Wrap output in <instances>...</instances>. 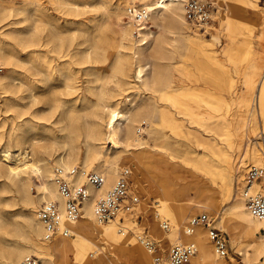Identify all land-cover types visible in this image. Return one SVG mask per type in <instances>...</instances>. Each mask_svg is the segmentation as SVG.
<instances>
[{"label":"bare ground","instance_id":"6f19581e","mask_svg":"<svg viewBox=\"0 0 264 264\" xmlns=\"http://www.w3.org/2000/svg\"><path fill=\"white\" fill-rule=\"evenodd\" d=\"M140 1L142 2L139 5L150 12L155 29L152 30L151 26H146L143 31H140L142 37H135L134 22L130 19L123 21L125 16L117 8L114 15L117 20L119 38L116 47L110 50L111 53L112 51L113 54L115 53L116 63L112 69L107 70L105 66H100L101 61H94L96 66L90 67V71L87 70L86 74L87 77L93 76V79L82 80L78 74L80 71L76 68L77 64L93 61L89 53L84 59L76 57L79 51L71 54V47L74 46L73 37H64L56 26L52 28L50 36L47 38L42 35V31L47 25L52 26L49 21L46 23L41 20L40 24L35 25L27 42L23 43L26 48H24L26 50L24 57L20 56L19 51L7 50L8 43L5 37L0 35V60L4 64V71L0 73V95H3L5 104L12 100L6 94H14V88L21 92L22 85H26L30 90H34L40 81V75H44L49 81L61 79L65 88L62 103L66 105L72 102L65 113L63 112L66 124L62 130L67 132L59 142L62 144L64 152L54 160L53 165L36 150L34 144L31 150L25 151L23 155L22 145L25 142L23 124L13 123L11 126V134L7 140L9 144L4 143L5 146L0 151V158L5 162L4 167L0 166V175L5 178L4 188L15 187L23 201L30 207L32 212L30 219L36 227L25 234V242L12 245L0 255V264H19L25 256L33 255L30 254L33 251L40 255L42 264H57L59 259L68 262L71 256L77 261V264H119L112 254L113 243H117L116 239L118 238L112 222L120 217L117 216L105 223L99 222L94 214L95 199L105 194L125 170L130 172L129 168L133 165V172L132 174L130 172L128 177V187L129 194L134 195L138 200L134 209L139 207L138 204L141 200L138 195L131 192L133 187L130 177H133V185L136 188H141L149 193V189L143 187L141 177L145 175V167L148 162L154 158L156 159V169L159 170L158 176L162 178L156 177L155 185L153 180L150 182V187L157 193L158 206L161 207L158 215L163 214L161 216L162 226L164 222H167L170 228V232L164 236L166 245L171 247L175 244H185L188 239H193L196 244L193 241H189V243L195 244L197 252L189 264H227L211 245L209 229L211 225L215 227L212 218L210 217L212 220L210 226L203 223L204 226H202L193 221L197 218L195 215L198 212L205 211L200 215L208 214L206 211L214 209L218 199L228 196L233 171L215 173L216 175L200 171L190 175L191 178L188 180L179 174L178 169L190 163L197 165L199 156L194 157L181 149L173 152L171 136L164 137L163 146L158 147L156 153H153V151L145 149L147 139L137 134L136 130L141 131L142 129L141 126H137L140 122L142 124L139 125L150 126L149 132L156 131V133L159 126L166 124L174 129L172 138L176 139L178 136L185 137L180 126L186 121L187 125L194 126L202 134L212 133L214 141L209 144L202 139V134L195 137L194 142L187 137L184 139L192 141L195 146L201 147L204 151H213L221 147L225 124L236 122L231 147L240 152L236 162L231 157L227 159L228 166H232L231 169L236 168L237 163L240 162L241 165L244 159L255 164L263 163L262 156L257 153L254 147L245 143V137H256L260 134L256 125L255 111L252 108L255 101L257 115L259 118H264V108L261 102L264 93V59L255 63L243 75L246 91L240 100L247 102L248 107L241 114L242 118L237 121H235L236 113L230 112L231 102L240 98L233 84L234 79L226 87H223L220 83L221 77L218 74H212V72V84H204L200 90L191 94L197 98L196 101L189 100V97L187 100L181 101L180 95L188 96L190 93H180V91L170 88L173 86L172 83H175L174 75L177 76L176 80L178 81L188 76L183 74L179 66H176L175 69H168L166 61L176 60L175 65L180 63L184 57V51L194 41H201L207 49L212 43L206 42L199 35L198 30H201V25H192L186 21L184 6L189 0ZM219 2L220 0H216V8L219 7ZM5 14L2 10L0 18ZM242 16L248 17V14L242 13ZM208 24L201 27L205 28ZM100 33L101 31L97 35V44L102 42ZM212 40L216 41L217 39L215 37ZM109 54L110 52L107 53V56ZM107 59L108 57L103 63ZM131 70H133L134 80L140 84L139 87L151 92L152 96L148 102L121 107L119 104L122 101L127 103L129 99L120 97L118 98L120 100H117L116 97L122 95L124 85L131 83L129 79L132 77ZM11 73L19 77L17 78L19 79L18 85L11 83ZM112 77H119L116 85L121 89V93L116 94L115 91L108 89V82H111L108 81V78L112 79ZM84 82L91 84L88 90L94 99L88 101L87 104L90 106L83 102L84 99L88 100L85 98V91L81 90L83 89L81 84ZM257 87L258 91H256ZM55 88L51 91L53 96L56 95ZM81 95L84 99L79 105L78 101ZM31 96L36 101L33 93ZM109 101L114 103L108 104ZM106 106L107 113L104 115L102 108ZM81 118L83 123L80 122ZM105 141L112 144L114 150L112 154L104 150ZM11 142L15 145L14 150L10 145ZM79 161L83 163L82 167L78 165ZM255 164H249L247 172L252 166L264 169V164ZM57 167L65 170L72 168L78 170L71 178L73 184H85L86 170L101 174L105 178V183L99 188L87 184L86 188L91 196L84 201L80 218L75 221L63 220L61 223L62 227L70 230L73 237L70 234L65 237L56 236L50 241H45L43 225L34 212V208L38 202L58 203V208L64 215V198L54 181V170ZM195 168L197 169V166ZM120 169L123 170L118 174ZM30 173H35L39 180L36 185V195L30 191L33 185ZM112 182L113 185L110 186ZM136 188L135 191H137ZM253 190L255 194L264 195V177L255 183ZM227 207L233 210V223L225 225L224 216H219L218 219L219 223L229 232L231 241L236 242L238 237L244 239L245 259L248 261L264 257V219L254 218L248 211L244 198L240 196L239 200H231ZM165 218L171 221L172 227ZM152 229L159 233L155 224ZM119 230L123 231L122 228ZM128 241L138 264H153L152 254L149 250L140 246L133 238H129ZM250 248H252V252H250Z\"/></svg>","mask_w":264,"mask_h":264},{"label":"rangeland","instance_id":"374dc122","mask_svg":"<svg viewBox=\"0 0 264 264\" xmlns=\"http://www.w3.org/2000/svg\"><path fill=\"white\" fill-rule=\"evenodd\" d=\"M141 2L140 0H0V13L2 10L6 13L0 18V35L5 37L8 43L7 50L19 51L18 53L20 56L24 57L26 48L23 43L27 42L35 25L40 24L41 20H44L46 23L49 21L52 26L47 25L42 31V35L47 38V36H50L52 28L56 26L64 37H73L74 46L71 47V54H75V52L79 51L76 57H83L84 59L86 54L89 53L93 61L91 63L77 64L76 68L80 71L78 74L82 80L89 78L93 79V76L90 75L87 77L86 74L87 70L90 71V67L96 66L94 61H101L100 66H105L107 70L112 69L113 65L116 63L115 53L113 54V51L112 53L110 51L112 50L111 48L116 47L119 38L117 33L118 25L114 12L117 8L120 9L124 14L123 16H125L123 21H126L128 20L126 8L132 5L142 6L139 5ZM244 9H246V11H244ZM242 13L248 14V17L242 16ZM148 26H151L152 30L155 29L151 15L147 24V27ZM200 28L201 30H198L199 35L206 42H211L212 45L207 49L201 41H194L189 44L184 51V57L180 63L175 65L176 60L166 61L165 64L168 69H175L176 66H179L183 74L188 76L178 81L176 80L177 76L174 75L175 83H172L173 86H171L170 89L180 91V93H190L188 96L180 95L179 99L181 101L187 100L188 97L189 100L196 101L197 98L191 94L196 90H200V87L204 84H212V72V74H218L221 77L220 83L223 87H226L228 83L234 79L233 84L240 98L231 102L230 112L233 111L236 113L235 121H237V119L242 118L241 114L244 113L246 111L245 109L248 107L247 102H241L240 100L241 96L243 93L245 94L246 91L243 75L255 63L264 59V0H220L219 7L214 12L212 21L205 28L201 26ZM99 31H101L100 39L102 42L97 44V35ZM215 37L217 40H212ZM97 45H99V47H97ZM108 52H110V54L107 56ZM107 57L108 59L103 63ZM0 65L2 66L1 73H3L4 64L1 60ZM130 74L132 76L129 78L131 83L124 85L122 88V90H124L122 95L116 97L117 100H120L118 99L120 97L129 99L127 103L122 101L119 104L121 107H129L142 104L141 102H148L152 96L151 92L142 90L141 87H139L140 84L133 78V70L130 71ZM17 78L19 77L16 74L11 73V83H14V85L17 83L16 85H18L19 79ZM118 78L119 77H112V79L108 78V81L111 82H108L109 86L107 87L109 90L115 91L116 94L121 93V89L117 88L116 85L119 81ZM39 80L34 90H30L26 85H22L21 92H18L17 89L14 88V94H6L9 99H12L9 103L5 104L3 95H0V151L6 143L9 144L7 140L11 134L10 129L12 124H23L22 130L25 142L22 145V154L24 155L25 151H30L34 144L36 150L43 154V157L49 160L53 165L54 160L64 152L62 144L59 141L67 132L66 130H62V127L66 124L64 113L72 102L66 105L62 103L65 88L61 79L49 81L44 75H40ZM90 86L91 84L86 82L81 84V88H83L81 90L85 91V98L88 100L84 99L83 95H81L78 101L79 105L84 99L83 102L87 106H90V104H87L88 101L94 99L90 90H88ZM53 88L56 89L55 96L51 94ZM256 91H258V87ZM32 93L35 95L36 101H34L33 96H31ZM112 101H109L108 104L114 103ZM261 102L264 108V93ZM57 104L59 105L58 107ZM252 108L255 111L256 125L260 134L256 137L246 136L245 143L254 147L257 153L262 156L263 163L261 164H255L244 159L241 165L240 162L237 163L236 168L233 167V169H231L232 166H228L227 159L231 157L236 162L240 152L238 149H233L231 147V142L234 139L236 122L225 124L222 136L223 141L220 144L221 147L213 151H204L201 147L195 146L193 143L194 138L202 133L194 128V126L187 125L186 121L180 126L185 137L178 136L176 139L172 138L174 137L172 134L174 129L166 124L159 126L156 133V131L149 132L150 126L146 124L139 125L142 124V122H140L137 126H141L142 129L141 131L138 129L136 130L137 134L147 139V146L145 149L151 150L153 153H156L158 147L163 146L164 137L171 136L170 142L173 152L181 149L194 157L199 156L200 159L197 165H192L193 163H190L191 165H183L178 169L179 174L185 176L188 180L191 178L190 175L200 171L210 174L233 171L228 196H223L222 199H218L214 209L206 211L212 218L213 225L220 230L228 240V257H221L227 264L264 263V257L262 256L258 260H246V245L243 241L244 239L238 237L237 241L233 243L229 232L219 223L218 219L219 216H224L225 225L233 223V210L227 206L231 200H239V196L242 197L240 191L244 186L247 166L249 164H264V118H259V115H257L256 101ZM106 109L107 106L102 108L104 115L107 113ZM80 122L83 123L82 118ZM103 124L105 125V122ZM201 136L202 139L209 144L214 141L212 133H205ZM186 137L193 142L184 139ZM10 145L12 146V150H14V143L11 142ZM103 145L105 148L104 150L109 154L114 152L112 144L109 141H105ZM177 154L180 155L179 153ZM241 157L242 155L240 158ZM1 161L3 160L0 158V166L4 167L5 162ZM155 164V158L150 160L145 167L144 177H141L143 187L149 189V193L141 188H136L133 185V177H130V183H132L133 187L131 192L138 195L139 200H141L138 204L139 207L134 209L128 216L123 217V214H121V216L119 215L120 218H116L112 222L118 237L116 239L117 241L115 240L117 243H113L112 254L119 264H138L136 258L132 254L131 245L128 241L129 238H133L136 243L149 251L150 249L140 241L139 236L147 235L154 240L157 253L155 254L150 251L153 264H157V262H155V257L164 258L174 246L168 247L164 242V236L170 232V228L167 230L162 226L163 219L161 216H163V214L160 213V215H158L161 207L158 206L157 193L150 187V182L153 180L155 185L156 177L158 179L162 178L158 176L159 170L156 169ZM78 165L82 167L83 163L79 161ZM195 166H197V169ZM132 167L133 165L129 168L131 174L133 172ZM121 170L123 169H120L118 174ZM88 172L93 171L86 170L85 174ZM162 176L165 177V175ZM30 177L33 183L30 191L33 195H36V185L39 180L35 173H30ZM4 179V176L0 175V255L11 248L12 245L25 242V234L36 227L34 222L30 219L32 214L30 207L23 201L22 196L15 187L11 189L4 188ZM111 185H113V182L110 183V186ZM135 188L137 191H135ZM42 203L43 202H38L35 206L34 212L36 214ZM202 213H205V211L198 212L195 216L197 217ZM165 219L168 220L170 227H172L171 221L167 218ZM152 223L155 224L160 234L154 232L152 229L154 224ZM200 224L204 226L202 223ZM120 228H122L123 231H120ZM71 235L73 237L72 233ZM189 241L195 242L193 239H188L185 243ZM211 245L216 251L213 242H211ZM35 252L33 251L30 254L38 256L42 261L40 255ZM250 252H252V248H250ZM57 264H77V261L71 256L68 262L59 259L57 260ZM163 264L165 263L163 262Z\"/></svg>","mask_w":264,"mask_h":264},{"label":"built area","instance_id":"2783aa9c","mask_svg":"<svg viewBox=\"0 0 264 264\" xmlns=\"http://www.w3.org/2000/svg\"><path fill=\"white\" fill-rule=\"evenodd\" d=\"M216 0H189L184 6V17L192 25L208 24L212 21V14L217 8ZM127 19L135 24L134 36L142 37L140 31L144 30L150 18V12L141 6H129L126 8ZM2 66L0 65V73ZM77 169L65 170L57 167L54 170V181L57 188L64 198L65 213L60 212L58 203L45 202L41 204L37 211V216L43 225L45 241H50L56 236H68L71 234L68 228L62 227L63 220L75 221L81 216V208L85 200L90 198V193L86 188L89 184L99 188L105 183V178L101 174L86 173L85 184H73L71 178L77 173ZM130 172L125 170L116 183L103 195L96 197L94 214L96 219L105 223L115 217L133 212L137 203V198L129 194L128 177ZM264 177V169L252 166L246 173L245 185L240 193L245 200L246 207L250 214L256 219H264V195L255 194L253 190L255 183ZM193 222L203 223L210 226L212 220L208 214L197 216ZM164 229H169L168 223L164 222ZM209 236L219 255L223 258L228 257V240L225 235L217 228L210 226ZM141 242L152 253H157L154 240L147 235H141ZM196 246L193 243L175 244L168 254L164 257H155L157 264H187L196 254ZM19 264H42L41 259L35 255L25 256Z\"/></svg>","mask_w":264,"mask_h":264}]
</instances>
